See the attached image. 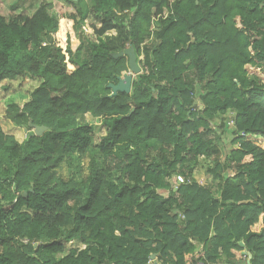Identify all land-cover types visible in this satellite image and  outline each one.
<instances>
[{
    "label": "trees",
    "instance_id": "16d2710c",
    "mask_svg": "<svg viewBox=\"0 0 264 264\" xmlns=\"http://www.w3.org/2000/svg\"><path fill=\"white\" fill-rule=\"evenodd\" d=\"M40 1L8 17L0 5V85L38 83L0 116V264H264V79L248 70L264 75V0H93L99 43L80 2L63 0L75 9L65 47ZM131 47L142 73L110 97L130 72L114 55ZM57 144L90 155L87 182L59 175ZM201 158L212 163L204 185ZM178 175L187 183L174 192ZM74 240L86 248L58 259Z\"/></svg>",
    "mask_w": 264,
    "mask_h": 264
},
{
    "label": "rangeland",
    "instance_id": "374dc122",
    "mask_svg": "<svg viewBox=\"0 0 264 264\" xmlns=\"http://www.w3.org/2000/svg\"><path fill=\"white\" fill-rule=\"evenodd\" d=\"M31 1L32 0H27V3H30ZM41 1L48 2L50 5L51 13L58 18L60 25H61V29L58 32V34L56 35V38L60 41L61 46L65 47L66 26L69 23L68 18L70 15L75 13V9L73 8V6H71L70 4L66 3L63 0H41ZM76 1L80 2L79 7H80L81 11L87 15V20L85 21V24L83 26V28L85 29L84 30L85 34L87 36L92 37L96 43H99L100 40L94 34L93 25L94 26L96 25L97 28H100L101 26L89 14L90 8L93 4V0H76ZM172 1H174V0H172ZM19 2H20V0H0L2 13L6 17H8L13 12L12 11L13 7ZM37 7H38V4L35 7L22 9V11L27 13L28 15H32L35 12ZM165 14L167 15L168 11H166ZM108 35H111V34H108ZM103 39H105V37H103ZM248 70L252 74L260 76L261 78L264 79V75L262 74V72L259 69L253 70L251 68H248ZM125 74H127V73H125ZM124 75H123V77H124ZM137 76L138 75L134 76V80L138 79ZM7 83L8 82L5 81L0 85V116L3 115L7 105L10 103H17L20 106H24L25 103L29 100V95H30L29 92H32L38 86V83L35 80H31L30 83L22 89H18L16 91H11V92H5L3 88ZM14 84L17 86L18 82H14ZM231 112L232 111L227 113L225 115V117L230 115ZM88 118H89L90 122L94 126H96L94 136H97L98 134L104 135L106 131L104 128L102 129L99 126V122L97 120H94L93 118H91V116H89V115H88ZM2 124H3L4 130L9 134L14 135L20 142H23L28 138L29 132H27L26 130L18 129V128L14 127L13 125L9 124L8 122H6L5 120L2 121ZM220 125H221V118L218 117L217 120H215V122H214V126L218 127ZM33 132H34V130H33ZM226 140H227V142L230 141V139H228V138ZM228 144L229 143H227V146H228ZM155 148H159V145L157 144V147H155ZM147 152H148V148L146 146H143L142 147V157H146L148 155ZM53 154L55 156H63L62 161L60 163V166L58 168V173L64 180L68 181L71 178V176L75 172H77V173H79V177L81 179H83L85 182H87L89 174H90V164H91L90 155H86L84 157H79V155L72 156L70 154H67V152L63 151L60 144L55 145ZM211 164H212L211 160L201 158L200 159V165L196 168V170L194 172V175H193L194 179L202 185L208 184L211 181L208 178L207 173H206L208 167L211 166ZM169 184L172 186L174 192L177 190L178 186L180 187L182 185V184H179V182L177 180V176L172 177L169 180ZM183 217L184 216L181 215V219ZM85 248H86L85 245L82 244L79 240H74V241L68 243L67 253L66 254H58L57 258L62 259L67 254H69V252L71 250H83Z\"/></svg>",
    "mask_w": 264,
    "mask_h": 264
},
{
    "label": "water",
    "instance_id": "95a60500",
    "mask_svg": "<svg viewBox=\"0 0 264 264\" xmlns=\"http://www.w3.org/2000/svg\"><path fill=\"white\" fill-rule=\"evenodd\" d=\"M115 58H121V57H128L129 58V67L130 72L125 74L124 77H120L118 79L117 84H110L109 88L112 90V94L110 97H115L119 93H126L130 94L132 90V84L134 81V76L139 75L142 73V69L138 63V58L135 54L134 48H129L125 50L124 52H119L114 55ZM30 127L34 130V134L36 136H42L45 131L47 130L46 126H38L30 124ZM24 197H27V192L24 193ZM242 246H244L243 243H241ZM249 259L251 260L252 254L251 252H246ZM156 258L155 255L151 256V260H154Z\"/></svg>",
    "mask_w": 264,
    "mask_h": 264
},
{
    "label": "built area",
    "instance_id": "2783aa9c",
    "mask_svg": "<svg viewBox=\"0 0 264 264\" xmlns=\"http://www.w3.org/2000/svg\"><path fill=\"white\" fill-rule=\"evenodd\" d=\"M227 125L228 126H234L235 125V114L233 112H231L230 115H228ZM177 180H178L179 184H186L187 183V181L185 180V178L182 175H178ZM178 189H179V186H178L177 190ZM244 258L248 259V262H250V259L247 255V253H245ZM197 264H209V263H206L204 261H198Z\"/></svg>",
    "mask_w": 264,
    "mask_h": 264
},
{
    "label": "crops",
    "instance_id": "0c3cea01",
    "mask_svg": "<svg viewBox=\"0 0 264 264\" xmlns=\"http://www.w3.org/2000/svg\"><path fill=\"white\" fill-rule=\"evenodd\" d=\"M246 252H248V251L245 250V251L243 252V254H245Z\"/></svg>",
    "mask_w": 264,
    "mask_h": 264
},
{
    "label": "clouds",
    "instance_id": "9594fccd",
    "mask_svg": "<svg viewBox=\"0 0 264 264\" xmlns=\"http://www.w3.org/2000/svg\"><path fill=\"white\" fill-rule=\"evenodd\" d=\"M139 63V62H138Z\"/></svg>",
    "mask_w": 264,
    "mask_h": 264
}]
</instances>
